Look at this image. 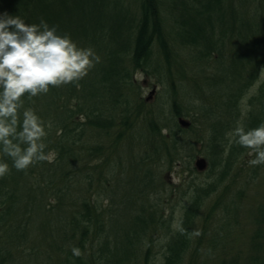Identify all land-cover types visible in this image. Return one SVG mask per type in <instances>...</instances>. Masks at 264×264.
<instances>
[{
    "label": "trees",
    "instance_id": "1",
    "mask_svg": "<svg viewBox=\"0 0 264 264\" xmlns=\"http://www.w3.org/2000/svg\"><path fill=\"white\" fill-rule=\"evenodd\" d=\"M242 1L239 6L234 0H173V9L178 10V43L197 48V54H191L192 62L197 63L185 73L182 64L178 67L174 59L176 38L171 40L167 32L161 0H0V13L18 15L30 24L43 19L57 26L61 34H70L80 46L93 48L101 58L79 81V87H53L47 94L24 98L25 107L34 108L46 122H52L45 151L54 150L56 155L51 163L39 162L26 171H17L11 159L0 152V159L10 166L9 174L0 178V264H136L140 257L148 259L153 241L151 236L146 239L147 230L163 222L164 214L144 206L143 211L149 215H134L126 234H113L111 226L105 230L107 221L103 220L97 200L86 193L95 189L101 167L86 163L91 162L94 153L104 150V142L95 147L97 151L89 149L88 162L82 160L76 146L90 130L113 137L116 125L136 124L145 99L140 97L134 104L129 98L128 93L136 85L132 74L138 69L153 72L148 64L156 42L166 64L177 67L178 77L173 69L169 71L176 96L180 97L177 79L182 89L189 83L195 86L194 94L201 101L197 106L199 115L192 119L211 129L207 155L213 166L223 161L217 181L208 187H196L198 196L180 221L179 228L184 231L178 230L168 241L165 264H184L187 258L188 264H198L202 254L219 259V264H264V193L254 206V229L246 253L233 252L230 246L235 224L240 223L246 187L225 202L223 195L218 196L198 219L203 197L216 191L233 165L248 157L249 150L236 144L224 155L228 145L225 133L238 120L246 129L264 121V79L260 80V69L264 67V15L260 9L264 0L260 5L256 0ZM229 42H235L238 48L230 56ZM256 85L258 89L250 95ZM248 96L245 116L242 105ZM131 106H136L134 116L128 113ZM173 107L175 115L190 116V104L181 99ZM116 108L123 112L119 118L115 116ZM148 123L154 131H160L159 124L153 120ZM127 129L119 130L114 138H121ZM192 129L191 125L188 130ZM178 134V130L171 133ZM114 138L109 139L115 145L118 142ZM179 140L173 146L177 158L181 153ZM107 150L111 154L115 148ZM260 170L261 166L246 169L250 185L257 180L258 186ZM99 182L102 184L100 179ZM151 182L148 170L141 190ZM102 186L106 192L113 190L104 183ZM148 193L145 191V196ZM71 199L81 201L80 209L77 214L67 211L68 217H64L65 210L58 206ZM217 220L219 223L214 225ZM194 228L199 235H193ZM211 229L213 236H209ZM145 243H150L146 249ZM72 247H78L82 256H73Z\"/></svg>",
    "mask_w": 264,
    "mask_h": 264
},
{
    "label": "rangeland",
    "instance_id": "2",
    "mask_svg": "<svg viewBox=\"0 0 264 264\" xmlns=\"http://www.w3.org/2000/svg\"><path fill=\"white\" fill-rule=\"evenodd\" d=\"M234 1L240 6V0ZM256 1L260 5L262 0ZM161 2L165 19L164 23L167 32L170 34V39L173 40L176 38L175 32L178 29L176 21L178 10L173 9V0H161ZM260 11L262 12L261 16H263L264 7ZM174 42H176L177 46L174 59L178 61V67L182 64L181 68L186 73L188 70L193 69L197 63L196 61L193 63L191 59V54H197V48L179 44L177 38ZM236 45L235 42L228 43L227 49L231 53H229V56L234 55L238 50ZM170 68L173 69L175 76L178 77L177 67L175 65L174 67H169L166 64L164 54L159 43L156 42L148 64L149 71L153 70V72L147 74L138 69L132 74L136 80V85L128 93L129 98H133L134 104L140 97L143 100L145 99L144 105L140 108V117L136 124L116 125L113 137L109 135L105 137L96 131L90 130L82 136L76 146L77 150L80 149L82 160L88 162L89 149L97 151L95 147L101 145V141L104 142V150L94 153L90 160L91 162L86 163V165L101 166L98 169L94 183L95 189L86 191V193L92 194V198L95 201L97 200L99 211L103 213V220L107 221L105 230L108 231L111 226L113 234H126V230L131 229V220H133L134 215H149V212L145 213L143 211L144 206L155 211L158 209L159 211L157 212L159 214H164L162 216L163 222L147 230L146 239L151 236L153 241V247L148 259H146L147 256L140 257L136 264H165V252L168 249V241L179 230L180 221L184 217L187 206L197 198L199 192H196V187L199 185L208 187L213 181H217L219 172L223 167V161L218 162V165L214 167L207 155L211 134L210 127L208 128V125H205L202 121L195 123L192 119L199 115L198 103L196 102L201 101L194 94L193 89L195 86L189 83V86L182 89L180 87L181 82L177 79V85L180 87H177L180 90V97H177L169 80ZM260 79L262 78L260 77ZM153 89H155V92L148 99ZM257 89L258 85L254 86L250 91V95L255 93L254 91ZM249 96L243 101L242 105L245 107L243 112L245 116V110L249 106L246 102ZM177 98L191 106L190 116L183 117L191 122L192 130H188L191 125L183 127L178 124L179 116L175 115L173 107V103L178 101ZM212 103H215V101H212ZM120 108L122 109V107ZM135 108L136 106H131L128 113L134 116ZM121 109L116 108L114 110L117 118L123 114ZM151 120L159 124L160 131L152 129L153 127L148 123ZM126 127L129 129L124 132L121 138H114L119 130L123 131ZM173 130H178L179 134L176 136L171 135ZM109 138L112 140L114 138L118 143L114 145ZM178 139H180L179 144L181 146L179 150L181 153L177 158L176 149L173 146ZM107 148H115V150L109 154L110 151ZM200 157L205 158L207 161V165L203 169H200L196 164ZM252 158L254 157L248 156L246 159L240 160L238 164L233 165L231 172L226 177L227 179L221 184L219 183L215 189L216 191L203 197L200 204L202 212L200 213L199 211L198 213V219H200L205 210L215 202L218 196L223 195V201L225 202L227 199L235 197V193L239 189L247 188L246 196L241 200L240 223L235 224L233 230L234 242L230 244V246L234 247L231 248L233 252L243 250V253H246L249 251L248 241L254 229L252 222V217L255 214L254 206L261 201L264 193V166H261L258 186H256L257 180L252 185L246 180L247 175H245V172L250 167L248 161ZM244 159L246 163H244ZM148 170L151 172L152 182L144 190H141L145 173ZM99 172H102V175ZM99 179L102 184L106 185V188L113 187V190L106 192ZM80 183L83 182L81 181ZM145 191L149 192L146 196ZM109 201L112 204L108 205ZM80 202V200L71 199L69 202L68 200L62 202L61 206L58 207L61 210H65L63 215L68 217L67 211L73 214L78 213ZM150 205L155 206L151 207ZM218 223L219 220L213 221L214 225ZM174 224L177 227L174 228ZM196 228H194V231H196ZM208 232L209 236H213L212 229ZM110 237H112V234ZM30 242H32V234ZM149 245L150 243H145L144 248L146 249ZM98 246L97 244L94 248L97 249ZM198 258V264H219V259L212 260L203 254ZM184 264H188V258Z\"/></svg>",
    "mask_w": 264,
    "mask_h": 264
},
{
    "label": "clouds",
    "instance_id": "3",
    "mask_svg": "<svg viewBox=\"0 0 264 264\" xmlns=\"http://www.w3.org/2000/svg\"><path fill=\"white\" fill-rule=\"evenodd\" d=\"M100 60L93 48L80 46L70 34H61L57 26L43 19L30 24L18 15L0 13V152L11 159L17 171L39 162L51 163L56 155L54 150L45 151L52 122H46L34 108L25 107L24 98L47 94L53 87H79V81ZM260 77L264 79V67ZM225 136V156L236 144L254 157L249 166H264V121L246 129L238 120ZM9 172V164L0 159V178ZM179 230L184 231L182 227ZM199 234L198 230L193 232ZM71 251L73 256H82L78 247Z\"/></svg>",
    "mask_w": 264,
    "mask_h": 264
},
{
    "label": "water",
    "instance_id": "4",
    "mask_svg": "<svg viewBox=\"0 0 264 264\" xmlns=\"http://www.w3.org/2000/svg\"><path fill=\"white\" fill-rule=\"evenodd\" d=\"M154 92H155V89H153V90L151 91V94H153ZM179 121H180V123H181L183 126H185V127H188V126L190 125V121H188V120H186V119H184V118H182V117L179 118ZM196 164H197V166H198L200 169H203V168L207 165V161H206L205 158L200 157V158H198Z\"/></svg>",
    "mask_w": 264,
    "mask_h": 264
}]
</instances>
